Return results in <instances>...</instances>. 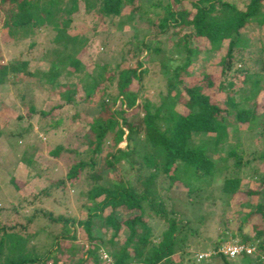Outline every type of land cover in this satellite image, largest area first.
Masks as SVG:
<instances>
[{"label":"trees","instance_id":"1","mask_svg":"<svg viewBox=\"0 0 264 264\" xmlns=\"http://www.w3.org/2000/svg\"><path fill=\"white\" fill-rule=\"evenodd\" d=\"M133 1L0 0V90L3 93L10 89L15 91L25 107V116L44 124L45 130L56 134L61 130L63 118L55 117L48 124L46 119L52 111L60 108L58 101L69 104L78 96L81 105L96 110V115L84 125L83 157L75 150L74 143L80 140L78 137L73 144H55L47 152L53 159L62 154L67 157L72 152V162L66 174L50 182L32 155V166L26 165V178L38 177L39 185L35 186L32 198L39 202L52 197L54 191L62 193L66 187H75L81 180L87 181V190L78 192L84 199L81 207L85 210V217H54L52 211L39 206L31 208V200L26 202L19 198L16 205H0V215L9 214L8 222L14 218L23 220L7 225L4 220L0 221V264H107L99 260L101 251L109 254V264H189L192 253L182 245L184 234L178 236L183 228L189 229L188 220L184 214H177L173 203L170 202V210L166 208L168 200L160 191H168L172 184L178 183L185 188L186 195H198L202 186L208 185L222 171L226 174L219 189L228 196L226 203L247 208L246 212L236 213L235 229L240 235L237 243L254 249L252 254L242 253L236 258L251 257L252 263L264 264V228L252 224L254 236L242 232L251 219L259 218L258 223H264V186L258 191L243 188L244 179L240 175L247 169L249 178L260 180L264 185V148L257 153L252 143L247 152L243 149L238 153L234 147L229 148L219 165L213 156L219 144L228 139L232 122L236 126L231 127L232 133L238 131L237 125H254V134L264 139V109L256 113L254 107L261 90L257 82L262 81L264 86V74H252L254 80L249 94L238 101L234 100L236 93L228 76L233 60L243 61L234 53L238 43L244 40L241 31L250 23L264 25V0H248L241 9L233 0H189L194 8L191 17H188L190 12L187 9L175 11L170 3L153 2L152 6L162 8L163 16L153 25L152 35L165 33L170 28L176 36V42L171 44L175 47L178 41H182L186 52L178 65L168 69L166 63L162 64L163 89L148 78L152 71L149 64L158 61L163 54L164 49L158 43L152 45L143 36L137 39L132 34L129 43L124 44L120 61L93 63L88 68L82 65L78 56L84 44L67 32L79 3L87 13L96 12L110 22L116 19L115 28L118 30L124 23L132 27L135 18L147 17V11L140 5L134 7ZM173 1L175 4L180 2ZM39 30L44 33L49 48L61 47L60 58L49 62L48 69L40 72L37 82L16 80L17 75H32L27 70L29 59L10 56L5 61L2 48L17 46L25 38L32 39ZM199 39L205 40L210 50H217L226 41L224 54L218 62L220 81L217 84L203 70L197 82L188 84L184 79L183 73L192 62V56L200 52L196 45ZM26 43L29 49L35 45L34 40ZM142 52L148 65L138 59ZM259 63L260 70H263L264 60ZM235 72L243 73L242 84L249 82L251 74L247 73L244 64ZM74 73H78L77 81L71 79ZM33 87L56 96L57 100L47 109L36 108ZM205 90L210 94L224 93L222 104L212 102ZM179 102L183 111L176 110ZM228 105L232 110H228ZM74 117L75 114L69 119ZM14 119L20 121L22 117L15 115ZM22 133L17 132V135ZM197 136L205 138L195 140ZM120 142L124 143L122 148L117 147ZM244 156H251V160L244 161ZM227 159H231L230 164ZM109 172L113 173L109 185H100L98 181ZM6 183L15 192L19 189L15 177L8 178ZM258 195L262 198L256 204L241 203V198ZM24 207L27 213L23 215ZM204 218L206 216L199 215L198 221ZM45 221L62 222V232L57 235L45 231L46 227L42 225ZM67 221L77 225L86 237L88 246L83 257L72 254L71 243L76 237L67 234ZM229 222L226 218L221 221L225 231L229 229ZM94 226L104 228L103 234L94 235ZM123 230L125 234H122ZM219 235L221 240L234 236L225 234L224 230ZM220 244L218 240L213 243L212 251ZM175 254H178L176 261L172 259ZM216 257L222 264H233L228 260L235 259L220 252L202 261Z\"/></svg>","mask_w":264,"mask_h":264},{"label":"rangeland","instance_id":"2","mask_svg":"<svg viewBox=\"0 0 264 264\" xmlns=\"http://www.w3.org/2000/svg\"><path fill=\"white\" fill-rule=\"evenodd\" d=\"M156 1H160L161 5L170 3L175 11L179 9H187L190 12L188 17H191L190 14L194 12V8L191 6L189 0H179L180 2L177 4H175L173 0H134L133 6L140 5L141 8L145 9L147 11L145 16H147L148 19L147 17L144 19L135 18L134 23H131L132 27L127 23H124L122 24L121 29L118 30L115 28L116 19L110 22L107 18L101 17L100 14L96 12L87 13L83 4L78 2L79 8L72 14L74 20L70 23L67 32L71 36L81 40L84 44L83 49L78 53L82 65L90 68L93 63H117L120 61V58L124 53L122 50L124 44L129 43L131 35L135 34L137 39L143 36L150 40L152 45L158 43L160 48L164 49L161 57H164L165 59L159 57L158 60L156 57L158 61H153V63L149 64L152 71L148 73V78L153 80L154 85L162 87L163 89V80L160 75L162 64L166 63L168 69L174 67L184 59L186 52L184 51L182 41H178V45L175 47L171 44V42H176V36L171 33L172 29L168 28L165 33L152 35L155 27L153 25L163 16L162 8L151 5ZM233 1H235L238 8L241 9L248 0ZM241 36L244 40H241V42L238 43L237 49H235L234 53L237 58H240L243 61L240 63L238 60H233L230 70L228 71L229 79L233 82L232 89L236 93L235 101H238L245 95L249 94L254 80L252 74H264V65L263 70H260L259 68V62L264 60V49L262 48V44H264V25H254V23L247 24V26L241 31ZM33 40L35 41V45L30 49L27 48L26 42ZM196 45L200 52L197 56H192V62L186 67L185 72L183 73L185 81L188 84L193 81H199L200 72L203 70L210 74L214 83L217 84V82L220 81L218 62H220L224 54L226 41H224L217 50H210L207 42L202 39H199L198 42L196 41ZM192 46H194L193 43ZM51 47L53 46L51 45ZM142 53L139 54L138 59H141L144 64L148 65L145 62V53ZM2 54L6 59L5 61H8L10 56L28 58L27 70L31 71L32 75H17L15 76V79L19 78L21 79V82L35 83L38 81L40 72L48 69L49 62L60 58L61 47L60 49L49 48L44 33L39 30L37 34L33 35L32 39L25 38L21 44L17 46L2 48ZM127 63L129 64V62ZM242 64H244L247 73L251 74L250 80L246 84L241 83L243 73L235 72V69H242ZM77 74L78 73H74L71 76V79L77 81ZM257 85L258 87H261V90L254 102L256 113L264 109V86L262 81H258ZM62 89L63 88H61V90ZM33 92V103L36 108L47 109L57 100L56 96L50 95L43 89L40 90L33 87ZM205 93L210 94V91L205 90ZM0 96V133L2 134L0 137V205H2V207H5V205L9 203L16 205V200L19 198L21 201H24L25 199L26 202L31 200V203H29L31 208L39 206L52 211L54 217L59 216L62 217V219L84 218L85 210L81 207L84 199L78 195V192L83 193L87 190V181L81 180L75 187H66L62 193L54 191L52 197H48L45 201L39 202L38 199L32 198V195L35 194V186L39 185L38 177L31 175V177L26 178L28 174V167H26V165L32 166V161L30 159L33 156V158L37 160L40 168L44 170L48 176L47 179H49L50 182L56 181V179L66 174L68 166L72 162V152L69 153L67 157L62 154L58 159L50 158L47 155V152L55 144H73L75 137H78L80 140H78L77 143H74V146L78 154L83 157L85 149V143L83 140L85 139L84 125L89 123V119L96 115L95 108L84 107L81 105L78 96L75 97L74 102L69 104L64 103L62 100L58 101L57 103L60 104V108L52 111L46 119L48 124V122L53 121L55 117L60 116L63 118L64 123L61 126V130L59 129V133L56 134L51 130H45L44 124L40 125V123H37L33 118H27L25 116V107L17 98L15 91L10 89V91L3 93L0 90ZM224 99V93L210 94V100L217 104H222L221 102L224 101ZM4 106L7 109H1V107ZM227 108L228 110H232L230 105H228ZM176 110H184L180 102L177 104ZM74 114L75 117L72 120L69 119L70 116ZM15 115H21L22 119L16 121L14 119ZM227 118L232 122V119L229 116ZM232 126H235V123H231V126H229L230 135L228 139L219 144L217 152L213 155L217 158V165L221 164V158L225 156V151L229 148L234 147L238 153L243 149H246V152L249 151L251 147L250 143H252L253 149L256 153L264 148L263 137L257 136L253 132V129L255 128L254 125H237L238 131L236 133H232ZM21 131H23V133L21 136H18L17 132L21 133ZM194 138L195 140L204 139L205 136H197ZM123 146V142H120L117 145L118 148H122ZM243 160H251V156H244ZM230 163L231 159H227V164ZM125 169L126 171L129 170L128 168ZM225 174L226 171H222L210 180L208 185L202 186L198 195H195V193L186 195L185 188L178 183L172 184L168 191H165L164 189L160 191L163 194L162 196H165L168 200V202H166V208L170 210V202L173 203L172 207L177 214H184L186 216L185 219L188 220L187 227H189V229L183 228L178 236L180 237L181 234H184L185 240L182 245L192 253V257H189V264H222L218 257L211 258L208 261L206 260L207 262L200 261L198 263L194 260V257L197 253L211 251L213 243L217 240L221 241V244L233 241L237 242L240 240V235H238V232L235 229L237 224L235 222V217L238 211L246 212L247 208H239L234 203H226L229 201V198L222 194L219 189L221 180ZM249 174L250 172L247 169L240 172V175L244 179L242 180V187L250 190H261L264 186L262 182L260 180L249 178ZM130 175L131 172L129 173V176ZM10 177H15L16 183L19 186V189L16 192L13 191L11 187L7 186L6 182ZM112 177L113 173L109 172V174L99 180L98 183L107 186ZM159 178L163 177L160 176ZM261 198L262 195L256 197H244L241 198V203L247 202L249 204H256ZM26 211V207H24L22 214H26ZM199 215H204L206 218L199 222ZM8 217L9 214L4 212L0 215V221L4 220L5 225L8 223H17L18 221L20 223L23 222L21 218H14L8 222ZM225 218L230 221L228 225L229 229H226L227 231L223 229L224 226L221 224V221ZM258 219L259 218L251 219V221L242 228V232L246 235L254 236L251 228L252 224H256V227L264 228V223H258ZM33 223H36V220H34ZM42 225L46 227L45 231L57 235L60 234L63 229V223L60 221L57 223L45 221V224L42 223ZM65 227L68 228V235L74 234L76 237L71 243L72 254L79 255V258L83 257L85 255L84 251L88 246L86 237L81 233L80 228L75 224H71L70 221H67ZM29 228L28 225L27 229ZM103 230L104 228L100 229L97 226L92 227V233L96 236L103 234ZM222 230H224L225 234L228 235L232 233L234 236H228L227 239L221 240L219 233ZM122 234H125L124 230ZM122 239L121 236V240ZM43 242L44 241L41 240L42 244ZM100 255L101 257H99V260L101 262L104 261L107 262V264L110 263L109 254L107 252L101 251ZM250 258L251 257H238L235 259H229L228 261L233 264H254L251 262ZM172 259L176 261L178 259V254H175Z\"/></svg>","mask_w":264,"mask_h":264},{"label":"built area","instance_id":"3","mask_svg":"<svg viewBox=\"0 0 264 264\" xmlns=\"http://www.w3.org/2000/svg\"><path fill=\"white\" fill-rule=\"evenodd\" d=\"M254 249L248 245L238 244L237 242H227L224 244H220V247L217 250L209 251L206 253H197L194 257L196 262H200L202 260L208 259L212 256L220 254V252L229 258H236L242 253H246L247 255L252 254Z\"/></svg>","mask_w":264,"mask_h":264}]
</instances>
